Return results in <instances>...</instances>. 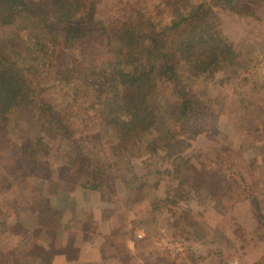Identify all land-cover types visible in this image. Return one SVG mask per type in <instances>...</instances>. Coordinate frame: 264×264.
<instances>
[{"label":"rangeland","instance_id":"obj_1","mask_svg":"<svg viewBox=\"0 0 264 264\" xmlns=\"http://www.w3.org/2000/svg\"><path fill=\"white\" fill-rule=\"evenodd\" d=\"M129 1L101 0L98 19L111 29L156 12L155 7L144 9ZM253 1L264 5V0ZM216 12L222 34L239 53L237 63L193 85L212 111H203L185 125L189 130L180 158H189L207 178L200 192L189 183L178 189L190 175H184L185 166L175 171L179 161L166 155L164 140L156 132L155 128H166L174 113L173 95L165 88L154 91L153 102L160 115L167 110L169 120L149 129L155 144L147 146L135 137H119L113 122L98 117L100 111L106 114L111 93H106L104 103L99 95L87 98L90 112L74 120L69 138L51 129L34 104L42 98L65 111L74 95L71 90L56 86L46 91L39 85L34 101H24L19 78H10L0 99V115L10 118L7 133L0 134V264H40L37 256L44 264H264V20ZM161 17L158 14L157 24ZM101 32L104 29L97 26L93 38L70 42L44 21L20 18L10 28L0 27V39H12L20 47L19 55L2 50L7 63L17 60L22 67L30 61L34 71L43 72L46 63L75 68L89 57L117 61V40H110V46L103 40L108 35ZM42 37L43 44L54 46L49 58L35 53L34 43ZM72 46L73 55H68ZM122 96L128 91L121 90L115 98ZM30 144L37 145L40 158H27L22 145ZM43 159L51 166L45 167ZM93 161L110 173L107 194L94 188L81 191L87 180L83 168L69 171V164ZM173 170L172 179L166 172ZM36 173L46 179L41 181ZM184 189L192 194L173 208L155 205L154 200L165 199L168 191L173 196L185 194ZM54 195L56 210L44 206ZM41 205L46 208L42 212Z\"/></svg>","mask_w":264,"mask_h":264},{"label":"trees","instance_id":"obj_2","mask_svg":"<svg viewBox=\"0 0 264 264\" xmlns=\"http://www.w3.org/2000/svg\"><path fill=\"white\" fill-rule=\"evenodd\" d=\"M100 2L101 0H0V27L10 28L20 18L25 22L37 18L40 22L44 21L45 25L63 33L65 41L78 42L93 38L96 27L99 26L105 32L100 35H108L106 38L109 39H103L106 44L113 46L110 40L114 39L118 43L115 53L117 61H105L104 57H89L83 59L85 65L75 68L67 66L68 63L59 68H54V63H46V70L41 72L42 70L34 71V64L29 63L30 61H26L22 67H18L17 60L7 63L9 59L4 56L2 50L6 49L19 55L20 47L19 44L13 43L12 39H0V99L11 77L19 78L20 93L22 92L24 101L33 100L35 87L39 85H43L42 90L46 91L56 86L63 89L67 87L66 90L70 89L71 94L75 96L68 98L70 103L65 107V111L62 105H51L49 102H43L42 98L38 100L39 103L34 104V111L39 113L57 134L70 138L74 120L85 119L90 112L91 106L87 98L92 94L99 95L101 103H104L106 93H111L107 98L109 107L107 106L106 114L100 111L98 117L104 116L113 122V126L121 132L119 137H135L140 144L150 146L155 144V140L148 135L149 129L155 128L157 123L169 120L166 117L167 110L160 115V109L153 102L154 91L161 86L170 92L169 95H173L175 103L174 113H170L172 120L167 123L166 128H155L160 139L164 140L162 149L168 157H176V161H179L174 167L175 171L185 166L184 175H190L179 182L178 189L181 190L180 187L184 188L189 183L191 189L200 192L205 187L207 178L189 158H180L189 130L185 129V125H189L188 123L194 121L203 111H212L200 100V96L193 90V85L199 81L213 79L216 72L237 63L239 53L234 43L222 34L216 11H226L247 20L262 22L264 5L253 0H201L196 3L191 0H142V3L130 0V5H143L144 9H147L146 6H152L156 12L141 14L135 21L129 19L127 23L123 21L122 25L110 29L97 17V6ZM158 14L164 17H161L160 24L156 21ZM42 39L45 37L34 43L37 44L34 46L35 53L47 54L49 58L55 53L54 46L50 48L43 44ZM74 49H68L67 54L71 51L73 55ZM43 78L48 79V82ZM121 90H127L128 96L115 98L116 93ZM9 120V116L0 115V134L7 133ZM194 132L199 131L196 129ZM190 134H193L192 131ZM23 147L27 151V158L41 157L37 145H22ZM117 148V145L113 147L114 150ZM94 162L82 165L76 162L69 164L68 168L69 171L80 166L83 168L87 180L79 187L81 191L94 188L107 194L106 186L110 173L101 170L98 162ZM39 163L46 167L50 161L43 159L42 163ZM170 171L166 173L172 178L174 170ZM39 176L41 181L46 179L44 174ZM12 179L16 181L17 178ZM25 182L29 181L26 179ZM172 190L174 189L171 187L169 191ZM169 191L165 199H155V205L162 203L173 208L180 200L187 198L188 193L192 194L190 190H185V194L174 193L172 196ZM154 194L156 195L155 192ZM56 202L54 195L50 200H46L47 204H43L56 210ZM45 207L41 205L39 210L42 212ZM24 212L31 215L33 213L32 210ZM38 214L35 212L36 218ZM22 220L26 221L24 217ZM36 258L38 263L44 264L42 256Z\"/></svg>","mask_w":264,"mask_h":264}]
</instances>
